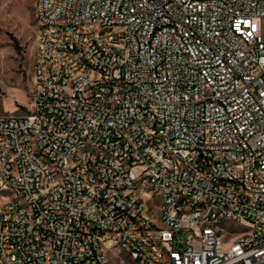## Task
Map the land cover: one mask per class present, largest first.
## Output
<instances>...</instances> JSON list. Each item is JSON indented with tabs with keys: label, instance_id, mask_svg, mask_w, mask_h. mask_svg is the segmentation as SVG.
<instances>
[{
	"label": "built area",
	"instance_id": "built-area-1",
	"mask_svg": "<svg viewBox=\"0 0 264 264\" xmlns=\"http://www.w3.org/2000/svg\"><path fill=\"white\" fill-rule=\"evenodd\" d=\"M30 105L0 116V264H264V0H34Z\"/></svg>",
	"mask_w": 264,
	"mask_h": 264
},
{
	"label": "rangeland",
	"instance_id": "rangeland-1",
	"mask_svg": "<svg viewBox=\"0 0 264 264\" xmlns=\"http://www.w3.org/2000/svg\"><path fill=\"white\" fill-rule=\"evenodd\" d=\"M34 0H0V116L24 114L30 105L37 26ZM264 38V19L260 21Z\"/></svg>",
	"mask_w": 264,
	"mask_h": 264
}]
</instances>
